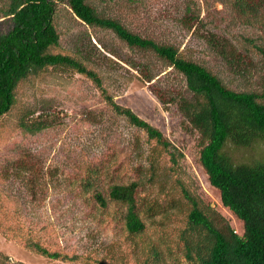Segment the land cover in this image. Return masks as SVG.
Returning a JSON list of instances; mask_svg holds the SVG:
<instances>
[{
  "label": "rangeland",
  "instance_id": "obj_1",
  "mask_svg": "<svg viewBox=\"0 0 264 264\" xmlns=\"http://www.w3.org/2000/svg\"><path fill=\"white\" fill-rule=\"evenodd\" d=\"M190 1L202 10V23L195 30L181 21ZM95 4L134 32L178 45L235 88L264 87V54L254 47H264V28L255 20L245 21L231 0H98ZM55 23L60 42L54 51L79 54L91 48L93 56L86 61L114 101L161 130L183 156L174 167L169 153L148 139L144 130L115 114L85 75L49 67L31 76L17 87L13 108L0 117V264H154L148 252L152 242L164 259L160 263L182 264L185 249L180 237L190 203L179 182L241 232L242 222L222 205L219 191L199 163L196 133L178 107L162 103L129 62L151 67L156 74L153 82L166 90L181 85L178 73L151 52L131 49L112 32L82 23L63 5L57 8ZM9 26V19L0 17V33ZM211 34L227 39L234 54L246 55V65L234 68L218 55ZM88 38L95 48L86 45ZM98 39L107 49L98 45ZM40 116L51 120L48 127L34 134L22 129L23 122ZM226 149L236 161L264 158V142L246 147L228 143ZM89 160L103 165L97 180L105 188L112 181L141 182L143 236L128 237L118 228L111 208L101 219L90 213V199L79 194L80 174L75 171L77 164ZM24 236L50 250L77 252L85 261L46 257L30 249Z\"/></svg>",
  "mask_w": 264,
  "mask_h": 264
},
{
  "label": "trees",
  "instance_id": "obj_2",
  "mask_svg": "<svg viewBox=\"0 0 264 264\" xmlns=\"http://www.w3.org/2000/svg\"><path fill=\"white\" fill-rule=\"evenodd\" d=\"M95 1L98 0H0V17L10 22L9 28L0 33V117L13 108L16 89L23 81L49 67L73 70L93 81L112 111L144 130L148 139L169 153L176 167L178 157L183 154L161 130L131 108L114 101L98 73L86 61L91 54L93 56L91 48L79 54L54 51L60 42L55 23L57 8L63 5L82 23L112 32L131 49L151 52L180 76L182 83L176 90H166L153 82L156 74L148 65L129 62L130 66L150 83L151 91L162 103L178 107L186 124L197 135L198 159L208 182L219 191L222 205L242 222V230L238 232L216 208L202 202L179 182L190 203L180 237L185 249L182 264H264V158L236 161L226 149L228 143L246 147L264 142V87L239 89L231 86L214 68L187 56L178 45L143 36L127 28L119 19L104 15ZM231 1L245 21L255 20L264 28V0ZM201 15L198 4L190 1L181 21L188 30H195L202 23ZM209 39L218 55L232 62L234 68L246 65V55L231 52L233 45L227 39H218L214 34ZM98 41L99 46L107 49L105 43ZM247 41L254 43L252 38ZM86 45L96 47L91 38ZM254 47L264 54V47ZM40 117L21 122L22 129L34 134L48 127L51 120ZM149 165L152 167L153 163ZM102 167L89 160L75 168L80 174L79 194L83 198L88 195L90 213L101 219L111 208L118 228L128 237L143 236L146 224L140 216L138 196L141 182L112 181L105 188L97 180L102 176ZM24 237L30 249L51 259L85 261L77 252L50 250L32 236ZM159 251L157 243H150L148 252L154 264H162L160 261L164 260ZM98 264L105 263L99 261Z\"/></svg>",
  "mask_w": 264,
  "mask_h": 264
}]
</instances>
